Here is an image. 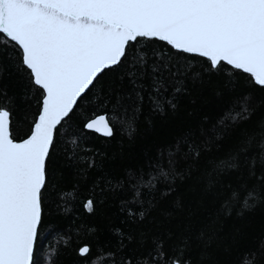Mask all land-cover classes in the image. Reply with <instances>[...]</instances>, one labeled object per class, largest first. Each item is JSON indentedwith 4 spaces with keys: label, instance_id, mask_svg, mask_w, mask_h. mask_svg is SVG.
<instances>
[{
    "label": "trees",
    "instance_id": "obj_1",
    "mask_svg": "<svg viewBox=\"0 0 264 264\" xmlns=\"http://www.w3.org/2000/svg\"><path fill=\"white\" fill-rule=\"evenodd\" d=\"M136 47L149 61V75L138 80L144 86L143 102L133 92L129 73L134 69L121 66L101 75L60 128L47 163L36 261L48 264L50 250L55 249L54 264H94L98 256L109 253L104 264L145 260L152 264L157 245L162 244L165 259L182 253L188 264H245L246 259L264 264V198L252 208L233 204L224 209L229 185H255L264 194V185L249 175L256 150L239 153L238 170L215 171L221 161L238 153L248 136L259 138L264 131V90L239 71L230 75L205 71V58L177 53L163 42L141 40ZM157 52L160 58L154 55ZM161 62L171 69L162 73L167 86L163 95L176 105L174 110L165 105L162 113L149 101L155 95L151 65ZM177 68L183 74L174 77ZM28 79L27 71L5 60L0 48V90L15 98V107L4 106L13 109L18 140L26 137L37 115L36 89L29 93ZM175 86L181 88L179 93L173 92ZM118 98L129 110L126 121H115ZM242 103L250 109L248 118L234 123L229 116ZM101 114L115 124L114 135L107 139L84 128ZM128 124L135 126L131 137ZM182 137L200 148L198 157L188 155L186 146L178 148ZM255 174H264V162L258 158ZM149 177H154L153 185L146 188L140 181ZM62 193L74 196L62 200ZM89 198L94 202L91 213L84 207ZM129 209L143 211V219L130 216ZM85 244L91 252L81 257L78 250Z\"/></svg>",
    "mask_w": 264,
    "mask_h": 264
},
{
    "label": "snow or ice",
    "instance_id": "obj_2",
    "mask_svg": "<svg viewBox=\"0 0 264 264\" xmlns=\"http://www.w3.org/2000/svg\"><path fill=\"white\" fill-rule=\"evenodd\" d=\"M141 40L164 42L177 53L205 58V71L211 73L247 74L252 84L264 90V0H0L2 55L9 63H18L20 71H27L28 90L30 93L32 88L36 89L37 105L28 134L18 140L13 134V109L4 106L12 103L15 107V98L0 90V264H38L35 245L48 185L47 163L60 128L66 119H71L78 101L102 74L130 66L134 69L129 75L133 77L135 98L143 102L144 86L138 80L149 75V61L146 52L136 47ZM154 55L161 57L158 52ZM165 70H171L167 63L151 65L155 95H150L149 101L153 110L161 113L165 105L176 108L163 95L167 91L162 75ZM182 74L179 68L173 72L174 77ZM180 90L179 86L173 88L174 93ZM117 104L119 114L115 121H126L129 110L119 105V98ZM136 111L139 112L138 107ZM249 111L242 103L240 110L229 118L234 123L245 120ZM114 127L107 114L84 124L86 130L105 137L114 135ZM126 131L131 137L134 124H128ZM181 146L187 147L188 155H200V148L186 137L178 141V148ZM251 149L264 162V131L259 138L257 134L248 136L237 154L217 165L216 174L220 170H238L239 153ZM257 158L252 160L249 175L264 185V174H255ZM92 166L90 163L89 167ZM153 180L149 177L145 182L141 178L140 182L147 188ZM136 190L139 194V188ZM66 195L74 196L62 193L61 199ZM262 198L264 194L255 185H229L224 209L233 204L252 208ZM84 207L93 212V200L89 198ZM129 215L143 219L144 212L129 209ZM157 248L152 264H188L182 253L165 259L163 245L158 244ZM50 252L48 264H54L51 257L55 256V249ZM90 252L87 244L78 250L81 257ZM111 255L98 256L94 264H104ZM245 264H252V260L246 259Z\"/></svg>",
    "mask_w": 264,
    "mask_h": 264
},
{
    "label": "water",
    "instance_id": "obj_3",
    "mask_svg": "<svg viewBox=\"0 0 264 264\" xmlns=\"http://www.w3.org/2000/svg\"><path fill=\"white\" fill-rule=\"evenodd\" d=\"M164 43V42H163ZM166 44V43H165ZM189 55H192V54H189ZM230 67V66H229ZM247 75V74H246ZM79 102V101H78ZM90 121V120H89ZM87 132H90V133H93V134H95V135H97V136H99V137H101V138H104V139H107V138H110V137H105V136H103L102 134H100V133H96V132H94V131H91V130H86Z\"/></svg>",
    "mask_w": 264,
    "mask_h": 264
}]
</instances>
